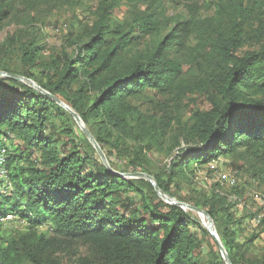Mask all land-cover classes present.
<instances>
[{"label":"trees","instance_id":"1","mask_svg":"<svg viewBox=\"0 0 264 264\" xmlns=\"http://www.w3.org/2000/svg\"><path fill=\"white\" fill-rule=\"evenodd\" d=\"M18 1L26 0H0V30ZM120 1L98 0L94 20L66 34L53 59H40L30 43L20 49L22 70H0L59 98L102 150L130 140L133 166L163 149L171 157L168 179L227 155L250 158L264 171V0H189L182 2L185 13L172 15L166 10L174 0H140L129 19H113ZM148 92L166 98L150 113L141 108ZM196 92L209 106L173 131L179 101ZM75 127L69 110L48 94L0 75V144L3 138L10 149L0 178V228L8 214L26 225L0 236V264H226L190 209L165 202L144 178L112 172ZM153 178L170 195L167 180ZM189 204L212 219L223 211L226 225L217 235L239 264L227 229L241 223L231 218L233 204ZM203 237L213 249L206 261Z\"/></svg>","mask_w":264,"mask_h":264},{"label":"rangeland","instance_id":"2","mask_svg":"<svg viewBox=\"0 0 264 264\" xmlns=\"http://www.w3.org/2000/svg\"><path fill=\"white\" fill-rule=\"evenodd\" d=\"M139 1L121 0L113 10L112 18L117 20L129 19L135 11L132 10L133 6L137 7ZM185 1L189 0L170 1L167 4L166 13L169 15L185 13L186 10H183L182 6V2ZM198 1L206 3V0ZM97 2L98 0L18 1L15 4V10L10 14L3 29L0 30V66L17 71L22 70L20 49L30 43L39 47L40 59L42 58L46 62L53 59L66 46V34L79 31V23L86 25L94 20L93 12ZM202 12L209 14L211 11L202 10ZM187 68V65L184 66V70H187ZM20 81L33 88L39 86L37 82L29 78H22ZM165 99L161 94L148 92L142 100L141 108L147 113L153 112L155 104L164 102ZM178 105V111L174 110L180 121H173L171 125L175 132L187 123L194 110L206 109L209 103L204 94L196 92L186 94ZM75 128L76 134L80 135L82 130L77 123ZM1 140L4 143L0 144V148H4L7 154V150H10L8 142L3 138ZM17 140L14 139V141ZM102 151L109 167L123 177L133 178L132 173L135 172L151 173L152 177L153 174L162 176L163 180H167L168 183L170 192L168 196L175 200L187 204L198 201L204 202L206 205L215 204L217 207L228 208L229 204H233L229 202V199H233V196H235L238 201L232 205L230 214H232L231 218L233 220H239L241 223L235 224L234 221L227 225V229L232 231L234 252L239 264H262L264 261V220L258 224L253 222L254 216L264 212V171H257L261 167L260 165L255 164L247 157L227 155L204 165L198 166L195 164L190 167V170L185 169L182 175L168 179L166 175L170 169L171 157L167 156L163 149H152L144 153L139 158L142 161V167L133 166L131 163L134 159V150L130 140L120 145L119 149L111 150L106 147ZM192 168H195L194 171ZM229 175H234L237 179L235 189L229 187L227 183ZM4 183H7V181L4 180ZM5 192H8V190L6 189ZM130 202L133 206H139L141 203L138 200ZM191 213L195 222L200 223L202 226L207 224L205 216L192 210ZM222 213L223 211H219L217 218L212 219L215 231L217 226L222 228L226 225V223H223L225 219L221 217ZM25 227L26 225L22 221L8 214L2 219L0 236L7 238L21 232ZM38 229L46 232L47 225L42 224ZM202 240L201 251L203 260L206 261L213 249L211 241L207 237H203ZM215 250V253L219 252L221 255L218 247Z\"/></svg>","mask_w":264,"mask_h":264},{"label":"water","instance_id":"3","mask_svg":"<svg viewBox=\"0 0 264 264\" xmlns=\"http://www.w3.org/2000/svg\"><path fill=\"white\" fill-rule=\"evenodd\" d=\"M0 75L1 76H9V77H12V78H15V79H18V80H20L22 78H26V77H23V76H20V75H17V74L7 73V72L1 71V70H0ZM26 79H28V78H26ZM36 89L39 90L40 92H43V93L48 94L53 100H55V102H57L58 104L64 106L65 108H67L69 110V112L72 114L73 118L75 119L76 123L80 126L82 132L85 134L86 138L89 140V142L95 148V150H96L97 154L99 155V157L101 158L102 162L112 172H114L115 174L121 176L120 173L115 172L114 170H112L109 167V165L107 163V160H106V158L104 156V153H103L102 149L97 144V142L95 141L94 137L89 132V130L86 128V126L84 125V123L81 120V118L79 117V115L75 111H73L70 107H68L64 102H62L59 98L51 95L50 93H48L47 91H45L41 87L38 86ZM132 177H142V178H146L151 183V185L153 186L155 192L165 202L179 205L183 209H186L187 208V209H190L192 211L197 212L200 215L205 216L206 219H207V225H204L205 228L208 230V232L212 235V237L214 238L215 242L217 243V246H218V248H219V250L221 252L222 258L224 259L225 263L226 264H232L231 261H230V259H229L228 254H227V252L225 250V248L223 247V245H222L221 241L219 240V237H218V235H217V233H216V231H215V229L213 227L212 218L209 216V214L207 212H205L201 208L195 207L193 205H190V204H187V203H184V202H181V201H178V200H175V199L169 197L167 194H165L162 190L159 189V187H158L155 179L150 174L143 173V172H135V173H132Z\"/></svg>","mask_w":264,"mask_h":264},{"label":"built area","instance_id":"4","mask_svg":"<svg viewBox=\"0 0 264 264\" xmlns=\"http://www.w3.org/2000/svg\"><path fill=\"white\" fill-rule=\"evenodd\" d=\"M6 151L4 148H0V177L6 178L7 176V170L5 168V163H6ZM227 183L229 187L235 186L237 184V179L234 175H229ZM233 199H237L235 196H233ZM264 202V199H263ZM264 211V209H263ZM262 220H264V212L262 214H258L254 216L253 222L255 223H260Z\"/></svg>","mask_w":264,"mask_h":264},{"label":"bare ground","instance_id":"5","mask_svg":"<svg viewBox=\"0 0 264 264\" xmlns=\"http://www.w3.org/2000/svg\"><path fill=\"white\" fill-rule=\"evenodd\" d=\"M203 216V215H202ZM207 225V224H206Z\"/></svg>","mask_w":264,"mask_h":264}]
</instances>
